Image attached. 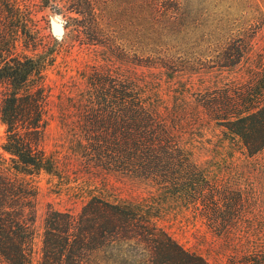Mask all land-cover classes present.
Returning <instances> with one entry per match:
<instances>
[{
    "label": "rangeland",
    "instance_id": "obj_1",
    "mask_svg": "<svg viewBox=\"0 0 264 264\" xmlns=\"http://www.w3.org/2000/svg\"><path fill=\"white\" fill-rule=\"evenodd\" d=\"M71 1L0 0V60L40 57L45 63L49 98L42 149L54 159L55 172L27 177L37 189L33 264L42 258L50 211L77 216L92 197L147 206L160 199L155 184L170 181L185 157L214 192L198 207L168 200L159 227L210 264L264 259V150L250 157L231 145L217 120L221 114L206 109H225L227 98L263 71L264 0H171L153 11L147 0H95L90 21L96 32L89 21L85 28ZM241 53L238 65L226 66ZM101 78L132 86L140 102L159 109L181 151L177 166L164 165L160 174L140 179L89 167L74 153L76 136L120 132L118 124L126 121L116 106H104L107 112L100 115L117 123L91 127L101 109L91 102V84ZM5 92L0 83V101ZM5 137L0 121V154ZM216 199L223 206L217 216L209 211Z\"/></svg>",
    "mask_w": 264,
    "mask_h": 264
},
{
    "label": "trees",
    "instance_id": "obj_2",
    "mask_svg": "<svg viewBox=\"0 0 264 264\" xmlns=\"http://www.w3.org/2000/svg\"><path fill=\"white\" fill-rule=\"evenodd\" d=\"M168 1L147 0L152 11ZM71 2L73 12L85 19V28L90 22V29L96 32L98 25L90 20L97 2ZM2 58L0 83L7 92L0 101V121L6 127L0 154V264H33L37 189L27 177L55 172L54 159L42 149L49 98L43 77L45 63L40 57ZM229 58L232 55L226 60ZM242 58L241 53L226 66H236ZM131 87L106 78L91 84V102L101 108L95 111L91 127L117 123L100 115L107 112L104 106H116L126 121L118 124L120 132L76 136L73 151L89 167L150 179L160 174L164 165L177 166V153L181 151L174 147V136L161 123L159 109L140 102V97L130 92ZM226 102L225 109L220 104L206 109L221 114L217 120L225 128L227 142L240 145L250 157L258 155L264 150V69ZM177 170L171 173L170 181L155 184L160 199L147 206L92 197L77 216L50 211L45 220L40 264H210L204 257L186 251L157 224L169 201L198 207L207 203V193H211L209 182L195 173L197 168L189 157ZM166 193L169 199L164 198ZM219 202L216 199L209 209L215 216L223 209ZM243 264H264V259Z\"/></svg>",
    "mask_w": 264,
    "mask_h": 264
},
{
    "label": "water",
    "instance_id": "obj_3",
    "mask_svg": "<svg viewBox=\"0 0 264 264\" xmlns=\"http://www.w3.org/2000/svg\"><path fill=\"white\" fill-rule=\"evenodd\" d=\"M55 29L58 31V33L60 34V35H62V33H63V27H62V25L60 24H58V25H56L55 26Z\"/></svg>",
    "mask_w": 264,
    "mask_h": 264
}]
</instances>
